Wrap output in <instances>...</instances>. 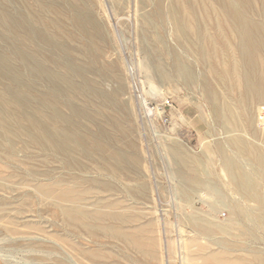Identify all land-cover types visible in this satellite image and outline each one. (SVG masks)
<instances>
[{"label": "rangeland", "instance_id": "374dc122", "mask_svg": "<svg viewBox=\"0 0 264 264\" xmlns=\"http://www.w3.org/2000/svg\"><path fill=\"white\" fill-rule=\"evenodd\" d=\"M24 1L0 0V12L49 26L31 23L28 32L57 39L68 72L95 83L93 103L73 104L97 118L76 119L88 144L69 157L0 124V264H264V101L245 108L242 86L211 74L199 52L205 38L197 45L179 34L189 10L219 30L216 0ZM50 90L43 80L27 95L38 102ZM60 101L72 116L69 98ZM69 190L81 199L59 203ZM130 226L141 231L140 251L123 242Z\"/></svg>", "mask_w": 264, "mask_h": 264}, {"label": "bare ground", "instance_id": "6f19581e", "mask_svg": "<svg viewBox=\"0 0 264 264\" xmlns=\"http://www.w3.org/2000/svg\"><path fill=\"white\" fill-rule=\"evenodd\" d=\"M23 2L26 1L23 0ZM256 2L262 3V8L259 11H256ZM216 4L219 7V12L224 16L220 22L219 30H216L214 22L200 25L194 11L189 10L183 15L188 17L191 14L194 15V18L190 20L180 17L182 24L179 25V34L183 39L192 40L197 45L200 39L202 41L205 38V45H207L202 49L199 48V52L204 58L209 59L211 74L225 82H237L236 84L241 85L244 90L241 104L245 108L253 102L262 103L264 101V0H216ZM88 20L90 19L88 18ZM31 23L49 29V26L37 19L30 21L23 15H14L5 9L0 12V88L3 87L4 90L0 91V124L9 125L11 130L27 136L33 144L69 157L71 152H75L77 148H86L88 144V136L81 131L76 119L84 118L93 121L97 118V116L91 115L86 108L74 105V100H83L84 104L90 105L94 102L90 96L94 95L96 98L99 96L97 87L94 86L95 83L87 81L79 83L77 81L79 71L73 68V73L68 72L70 69L68 70V67L61 61L57 39L51 38L46 32H40L36 28L37 33H34L36 30L32 29L30 31H33L34 34H29L28 28ZM77 23L80 29L86 30L84 19H77ZM206 29L213 30L214 34L210 35ZM43 49L50 51L52 55L46 56ZM222 57L225 64L220 67L217 65L216 58ZM160 69L165 71L163 67ZM174 69L184 78L194 79L191 70L178 65H175ZM43 80L50 85L51 90L43 93L38 102H34L28 97V93L38 86L39 81ZM6 86H13L17 90H11ZM60 96L69 98L68 106L72 111V116L67 117L60 112L61 110H58L62 105ZM210 96L212 99L215 98L214 90ZM240 97L242 96L240 95ZM103 103L106 104L109 101L104 100ZM49 106H53L55 110L49 112ZM57 123L67 125L69 132L67 134L59 133L54 128ZM95 144L99 150L105 151L102 144ZM174 154L184 167L188 166V161L183 155ZM113 157L120 163L128 160L117 153H114ZM188 180H195V178L188 177ZM239 182L243 188L246 187L245 181L240 179ZM47 193L51 194L50 191ZM56 197L59 203L70 204L77 203L81 199L79 193L74 190L65 191ZM69 216L72 215L69 214ZM110 219L112 222H114L113 219H116L117 222L121 221L115 217ZM87 228L91 229V227ZM109 228L116 229L118 226L113 225ZM130 228L132 231L123 238V242L132 249L140 251L146 247L140 237L141 231L133 226Z\"/></svg>", "mask_w": 264, "mask_h": 264}, {"label": "built area", "instance_id": "2783aa9c", "mask_svg": "<svg viewBox=\"0 0 264 264\" xmlns=\"http://www.w3.org/2000/svg\"><path fill=\"white\" fill-rule=\"evenodd\" d=\"M165 108H163V107H152V110L154 111V112H165V110H164ZM166 122H167V120H165Z\"/></svg>", "mask_w": 264, "mask_h": 264}]
</instances>
